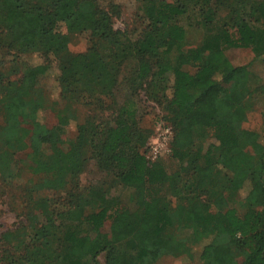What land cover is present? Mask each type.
Wrapping results in <instances>:
<instances>
[{
  "label": "trees",
  "instance_id": "trees-1",
  "mask_svg": "<svg viewBox=\"0 0 264 264\" xmlns=\"http://www.w3.org/2000/svg\"><path fill=\"white\" fill-rule=\"evenodd\" d=\"M134 1L135 36L115 29L97 0H78L92 19L79 30L88 31L87 49L72 53L70 33H61L57 45L40 47L46 60L52 55L72 71L62 103L50 107L56 114L76 120L79 106L95 105L114 117L109 125L87 118L65 144L58 127L45 130L32 118L33 109L44 105L36 101L48 64L31 65L15 48L20 29L45 30L56 0H0V50L4 56L14 52L0 61V141L21 158L24 168L17 165L8 179L20 180L25 202V222L3 235L13 258L6 249L11 260L0 264H101L102 255L104 264H157L185 254L175 224L192 231L191 244L206 242L197 264H264V146L251 145L243 122L234 118L264 105V81L249 71L251 64L234 65L227 56L248 49L254 60L263 58L264 0ZM184 17L204 33L195 46L180 23ZM134 59L130 86L142 82L145 96L162 107L158 121L173 130L170 151L153 160L147 157L151 132L140 126L135 96L122 103L115 96L122 70ZM218 100L227 113L210 115ZM207 134L214 142L195 149ZM164 156L179 170L169 173ZM90 161L118 184L144 190L139 213L121 200L108 204L94 191L84 194L76 180ZM247 184L240 214L231 197ZM164 185L176 201V222L170 203L155 193ZM48 191H63L64 201L45 196Z\"/></svg>",
  "mask_w": 264,
  "mask_h": 264
},
{
  "label": "rangeland",
  "instance_id": "rangeland-1",
  "mask_svg": "<svg viewBox=\"0 0 264 264\" xmlns=\"http://www.w3.org/2000/svg\"><path fill=\"white\" fill-rule=\"evenodd\" d=\"M97 1L100 8L110 12L112 16V25L115 29L128 31V34L135 36L134 32L137 31L136 20L138 18V4L136 1ZM56 3V14L50 19L45 30L37 33L27 29H20L17 32L15 48L31 65L48 64V73L42 77L39 82L41 98L36 101V104H38L36 106L41 105L42 102L44 105L43 108L35 107V109H33L32 118L33 121L42 124L45 130L58 127L61 130L63 142L67 144V142L73 139L78 133L79 124L85 122L87 118H94L109 125L114 117L111 110L107 109L103 111L102 108L95 105L91 107L79 106L78 109H80V111L78 112L76 120L70 119L66 113L61 111L56 114L53 108H50L53 102L62 103L61 92L67 89L66 80L71 76L72 71L60 68L56 57L52 55L46 60V58L39 53L40 47L41 45H57L61 33H70L73 35L69 44L70 51L72 53L84 52L88 46L87 41L89 34L86 29L80 32L79 30L87 23L92 22L91 15L81 10V4L80 6L77 4L78 0H56ZM191 22L192 20L187 17L181 18L180 20V23L185 26L188 31L190 43L195 46L202 40L204 33H202L201 29L189 25ZM160 26L161 30H166L167 22H163ZM13 54L14 52L10 51V55L4 56L0 50V61L3 58L7 61L10 60ZM227 56L234 65L251 64L249 71L258 75L262 81H264V56L261 59L254 60L253 52L248 49L229 50ZM136 62L135 59L132 60L122 70L115 96L118 103H122L129 95L135 96V100L138 104L140 126L144 130H149L151 132V138L148 141V143H150V140L155 136L158 120L163 115L161 112L162 107L160 106V108L156 103L151 102L147 96H145L146 91L144 88H139L142 83L141 81L136 84L137 86H130L129 81L131 77H133L131 74L133 69L132 66L135 65ZM131 83L134 84V81ZM134 89L136 90L134 91ZM95 97H98V95L96 94ZM263 106V103L260 102L253 110L239 112V114H236L234 117L243 122V128L250 134L249 138L251 145L259 143L264 146V139L262 140L260 138V140L258 139L254 142V137L252 136L257 133L264 137ZM223 113H227L226 103L221 100H218L209 111L210 115H221ZM212 142H214V139L210 134H207L196 142L195 149L205 148ZM259 144H257L256 147ZM251 148L252 146L249 147V149ZM20 159V157L14 155L11 150L0 141V259L4 262L10 261L13 258L12 254H14V249H11L5 244L3 235L16 231L22 223L25 222L24 193L20 185V180L11 184V179H8L10 178V173L12 174L17 170V165L23 167L19 162ZM163 159L166 161V167L169 173H174L179 170V163L177 161H173L168 156H164ZM23 174H25L22 181L24 184L25 180L28 179V173L26 174V172H23ZM76 181L77 184L84 189V194L94 191L96 198L100 202L111 204L121 200L137 213L141 211L140 203L143 199L142 195L144 194V190L140 188H128L118 184L116 182L117 179L112 174H108L106 171L99 169L95 161H90L86 165ZM249 192L250 185L247 184L238 194L231 197L232 205L238 209L240 214L245 211V198ZM155 193L166 198L170 203V214L174 222H176V201L171 196L169 186H161L155 190ZM44 195L62 202L64 201L63 198L65 193L63 191H48ZM128 222V226L133 228L134 225ZM138 226L136 225L137 228ZM174 235L185 242V254L178 257L166 256L164 259L159 260L157 264H197L199 254L206 242H202L200 245L191 244L192 231L180 228L177 224H175ZM6 249L11 250V259L7 258ZM190 254H192L191 257L189 256ZM99 261L101 264H104L105 259L103 255L99 257Z\"/></svg>",
  "mask_w": 264,
  "mask_h": 264
},
{
  "label": "built area",
  "instance_id": "built-area-1",
  "mask_svg": "<svg viewBox=\"0 0 264 264\" xmlns=\"http://www.w3.org/2000/svg\"><path fill=\"white\" fill-rule=\"evenodd\" d=\"M173 136L171 126L163 121H159L156 126L155 136L147 145V157L156 159L170 151V142Z\"/></svg>",
  "mask_w": 264,
  "mask_h": 264
}]
</instances>
